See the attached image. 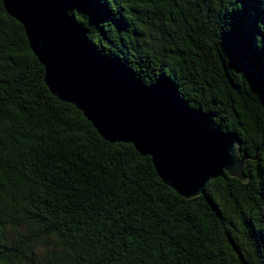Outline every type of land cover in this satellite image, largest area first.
<instances>
[{"label": "trees", "instance_id": "obj_1", "mask_svg": "<svg viewBox=\"0 0 264 264\" xmlns=\"http://www.w3.org/2000/svg\"><path fill=\"white\" fill-rule=\"evenodd\" d=\"M100 5L83 12L74 6ZM73 0L98 54L215 115L241 140L228 173L181 197L131 143L54 96L0 6V264H264V0Z\"/></svg>", "mask_w": 264, "mask_h": 264}, {"label": "water", "instance_id": "obj_2", "mask_svg": "<svg viewBox=\"0 0 264 264\" xmlns=\"http://www.w3.org/2000/svg\"><path fill=\"white\" fill-rule=\"evenodd\" d=\"M73 0H4L20 22L28 44L44 66L51 93L83 112L104 140L131 143L150 156L164 184L181 197L204 193L215 178L245 181L250 157L238 135L215 115L193 108L158 84L128 76L100 56L88 30L70 14Z\"/></svg>", "mask_w": 264, "mask_h": 264}, {"label": "snow or ice", "instance_id": "obj_3", "mask_svg": "<svg viewBox=\"0 0 264 264\" xmlns=\"http://www.w3.org/2000/svg\"><path fill=\"white\" fill-rule=\"evenodd\" d=\"M4 3V0H0V6H2ZM240 4L243 5L242 8L238 9L237 14H236V20H237V25L241 27L243 30V26L246 24H252L254 23V18L250 16V8L248 5L245 3V0H239ZM76 8H79L83 12H90L91 10H96L99 11L100 5L94 2H85L82 4H78L74 6ZM264 21V19H261Z\"/></svg>", "mask_w": 264, "mask_h": 264}]
</instances>
